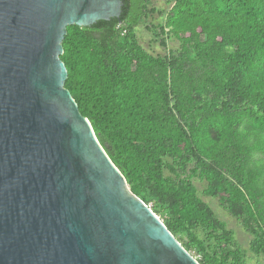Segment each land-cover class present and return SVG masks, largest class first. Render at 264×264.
<instances>
[{
    "label": "trees",
    "instance_id": "1",
    "mask_svg": "<svg viewBox=\"0 0 264 264\" xmlns=\"http://www.w3.org/2000/svg\"><path fill=\"white\" fill-rule=\"evenodd\" d=\"M149 5L69 25L65 86L131 191L201 264H244L245 252L192 177L264 256V0H174L160 29L180 45L167 56L137 38Z\"/></svg>",
    "mask_w": 264,
    "mask_h": 264
},
{
    "label": "water",
    "instance_id": "2",
    "mask_svg": "<svg viewBox=\"0 0 264 264\" xmlns=\"http://www.w3.org/2000/svg\"><path fill=\"white\" fill-rule=\"evenodd\" d=\"M123 0H0V264H201L135 195L65 86L69 25Z\"/></svg>",
    "mask_w": 264,
    "mask_h": 264
},
{
    "label": "rangeland",
    "instance_id": "3",
    "mask_svg": "<svg viewBox=\"0 0 264 264\" xmlns=\"http://www.w3.org/2000/svg\"><path fill=\"white\" fill-rule=\"evenodd\" d=\"M173 3L174 0H150V9L155 10L150 12L136 28V35L140 44L153 55L167 56L179 49V40L171 35L170 32H167V30L163 33L160 29V27L164 25L167 14ZM189 167H191V164ZM192 181L198 189L199 196L210 205L215 215L219 219L225 221L227 227L233 232L236 244L245 252L244 264H264V256L257 254L250 248V242L254 238V234L248 230L241 221L228 212L217 197L203 193L206 186L205 180L192 177ZM161 216L164 217L165 214ZM181 237L184 241H188L186 233L181 234ZM190 252L194 254L198 260L202 258V254L198 252L197 248L192 249Z\"/></svg>",
    "mask_w": 264,
    "mask_h": 264
}]
</instances>
